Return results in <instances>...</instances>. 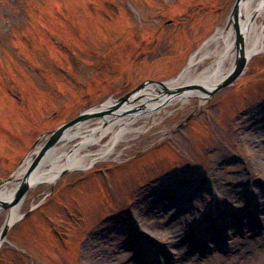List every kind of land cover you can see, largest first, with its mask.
Segmentation results:
<instances>
[{
  "label": "rangeland",
  "instance_id": "rangeland-1",
  "mask_svg": "<svg viewBox=\"0 0 264 264\" xmlns=\"http://www.w3.org/2000/svg\"><path fill=\"white\" fill-rule=\"evenodd\" d=\"M235 3L0 0V184L61 124L146 80L178 76ZM133 125L144 129L110 158L29 189L0 264H264V212L252 214L264 201V50L204 103L192 98ZM78 142L61 141L39 171L57 154L84 155ZM9 212H0V234ZM222 215L233 237L221 232ZM171 227L188 236L178 262L152 233ZM198 229L222 235L194 238Z\"/></svg>",
  "mask_w": 264,
  "mask_h": 264
},
{
  "label": "bare ground",
  "instance_id": "bare-ground-1",
  "mask_svg": "<svg viewBox=\"0 0 264 264\" xmlns=\"http://www.w3.org/2000/svg\"><path fill=\"white\" fill-rule=\"evenodd\" d=\"M256 17H262L260 23L256 20ZM238 23L242 37V43H239V45L243 48L245 56L254 55L255 53L263 51L264 0L243 1L239 8ZM236 37V29L232 22L228 28L222 27L218 29L214 37L192 55L186 72L177 80V83H200L208 90L217 85L234 65L238 51ZM207 59H212V61L202 69H199V66ZM225 63L229 64L230 67L228 69L223 67ZM207 97V91L201 89H188L183 93L172 94L159 90L154 85L147 86L136 92L132 96L131 101L124 105L116 114L101 117L97 121H94V124L90 123V121L81 122L66 131L61 140L64 142V146L74 137H78L79 142L77 146L82 147L85 154L80 156L76 155L73 158L69 155L66 157H64V155L62 157V154H57L52 160L53 162L51 165L46 166V168L31 176L29 179L31 188L41 184L52 183L56 174L63 169H88L94 163L110 158L114 154L117 144L120 142H127L131 137L143 131L144 127L135 129L133 125L140 117L144 116L146 123H148L155 119L156 112L162 113L171 105L186 104L189 103L192 98H197L198 103L202 104ZM109 104L110 103H108V105ZM109 134H111L110 139L102 144L101 140ZM95 143L99 144L100 147L96 150L90 149V146ZM41 144L19 168L14 179L0 188V194L2 196H12L14 194L19 180L24 175L27 164L33 158V155L40 148ZM54 150H58V148L56 147L52 151ZM10 185L13 186L9 187ZM230 197L234 206L239 207L241 196L239 197V195L232 191ZM255 198L261 200L263 199V195L256 192ZM252 211V214L257 213L260 216L261 213L264 212V201L262 200L259 205L253 204ZM15 216L16 209L10 210L7 216V223L10 225L14 223ZM250 216L251 215H247L243 217V221L245 222ZM224 217V215L220 217L222 222L221 232L223 231L225 237H233L231 223L226 221ZM152 233L161 238H165L162 244L165 250L171 254V258L175 260V262L180 261L186 256V251L183 249H185L184 245L188 236L176 234V230L173 229V227L167 232L155 230L152 231ZM220 234V231L218 233L209 229L207 233V231L205 232L202 229H198L193 233V236L198 239H206L207 236L214 235L216 237ZM236 248V246L229 245L227 248V255H233V251ZM241 252L242 248L240 247V249L236 251V254H240Z\"/></svg>",
  "mask_w": 264,
  "mask_h": 264
},
{
  "label": "water",
  "instance_id": "water-1",
  "mask_svg": "<svg viewBox=\"0 0 264 264\" xmlns=\"http://www.w3.org/2000/svg\"><path fill=\"white\" fill-rule=\"evenodd\" d=\"M245 0H236V3L232 10V16L229 20V23L226 25L225 28H228L230 23L232 22L237 33L236 37V45H237V54L234 61V65L232 66L231 70L228 74L214 87L211 89H206L204 85L200 83H183L178 84L177 80L186 72L188 66L183 69V71L176 77L166 80V81H157V80H146L141 83L137 88L132 90L131 92L121 96L118 99H110V101L104 102L103 104L96 106L92 109H89L85 112H82L76 118L61 124L57 129L53 130L49 133L46 138V141L40 146V148L35 152L33 158L27 164L23 177L19 180L18 185L15 189V192L12 196H2L0 194V211L5 209H14L26 195L28 190L31 188L29 179L33 174L39 171L40 167L42 166L43 162L45 161L46 157L49 153L54 149L57 143H59L62 139L66 131H68L74 125H77L81 122L87 121L91 118L96 117H106L108 115L116 114L119 110L122 109L124 105L131 101L132 96L146 88L149 85H154L159 90H162L166 93H183L188 89H201L207 91V93L212 96L218 91L222 90L223 88L231 85L236 79H238L245 71L248 61L253 55L245 56L243 48L239 43H242V37L239 30V8L240 4ZM211 37L210 39H212ZM111 102L109 105L108 103ZM68 169H63L59 171L54 180L58 178L61 174L65 173ZM13 180V177H10L8 180L0 184V188L2 185L9 183ZM10 228V225L7 223L4 225L2 232L0 234V246L4 241L7 232Z\"/></svg>",
  "mask_w": 264,
  "mask_h": 264
}]
</instances>
